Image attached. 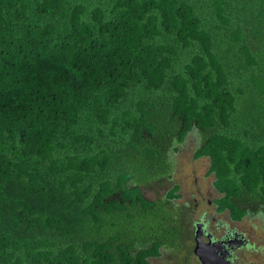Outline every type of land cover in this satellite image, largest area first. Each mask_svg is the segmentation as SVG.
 <instances>
[{
    "label": "trees",
    "instance_id": "trees-1",
    "mask_svg": "<svg viewBox=\"0 0 264 264\" xmlns=\"http://www.w3.org/2000/svg\"><path fill=\"white\" fill-rule=\"evenodd\" d=\"M191 132L217 212H264V0H0V264H150L193 237L179 184L144 192Z\"/></svg>",
    "mask_w": 264,
    "mask_h": 264
},
{
    "label": "rangeland",
    "instance_id": "rangeland-1",
    "mask_svg": "<svg viewBox=\"0 0 264 264\" xmlns=\"http://www.w3.org/2000/svg\"><path fill=\"white\" fill-rule=\"evenodd\" d=\"M200 139L198 133L188 134L185 142L180 144L179 151L175 153V165L171 177L146 186L145 196L152 200L163 198L167 190L179 184V193L182 196L172 200L179 213L182 215L185 213V218L190 217V219H197L199 216L209 218L212 221L211 226L214 225L215 217L221 218V221L227 220L231 228L243 232L248 239L249 245L239 250L240 264H264V212L259 210L256 213H248L239 222L231 220L229 210L217 212L216 207L221 204V198H219L221 195L214 186V175L207 173L210 158L203 156L196 159L194 156L196 149L200 146ZM214 227L217 230V225ZM159 237L166 238L167 247L162 248L164 252L162 257L150 258V264H201L195 251L191 249L194 245L196 246L193 237L189 236L186 239L170 232L166 235L162 232Z\"/></svg>",
    "mask_w": 264,
    "mask_h": 264
},
{
    "label": "water",
    "instance_id": "water-1",
    "mask_svg": "<svg viewBox=\"0 0 264 264\" xmlns=\"http://www.w3.org/2000/svg\"><path fill=\"white\" fill-rule=\"evenodd\" d=\"M206 223H195V254L202 264H237L241 256L239 250L247 247L244 233L231 229L226 234L217 230H205ZM231 235V237H230ZM239 248V250H237Z\"/></svg>",
    "mask_w": 264,
    "mask_h": 264
},
{
    "label": "clouds",
    "instance_id": "clouds-1",
    "mask_svg": "<svg viewBox=\"0 0 264 264\" xmlns=\"http://www.w3.org/2000/svg\"><path fill=\"white\" fill-rule=\"evenodd\" d=\"M212 174V173H211ZM169 190H167V192H168ZM167 192H166V195H167ZM181 194V193H180ZM165 195V196H166ZM221 196L219 197V198H221L224 194L222 193V194H220ZM182 196V195H181ZM175 199H178V198H175ZM173 200V199H172ZM216 200H218V199H216ZM215 200V201H216ZM215 201H214V204H215ZM217 208L218 207H216V210H217ZM218 213H220V212H218ZM222 213V212H221ZM215 214V213H214ZM205 215H207V213H205ZM208 216V215H207ZM230 217H231V215H230ZM215 218H217V217H215ZM209 219V218H208ZM210 220V219H209ZM231 220L233 221V222H239L238 220H233V218L231 217ZM192 221V220H191ZM197 221H204L205 223H206V217H204V216H200L199 218H197L196 219V222ZM196 222H194V230H192V234H193V238L192 239H194L195 240V223ZM218 225H217V228H220L221 229V232H223V234H226L229 230H231V229H235V228H231V227H229V229L226 227V225L225 224H222L221 223V218L218 220ZM205 230H206V227H205ZM208 231H210V230H215V227H213L212 229H207ZM228 230V231H227ZM235 230H237V229H235ZM239 231V230H238ZM230 237H231V235H230ZM196 242V241H195ZM194 248H195V246H193ZM193 247L191 248V249H193ZM163 248H165V247H163ZM161 255H163V253L161 254ZM160 256V255H159ZM159 256H157V257H159ZM157 257H151V258H157ZM237 261V260H236ZM200 262V261H199ZM237 262H239L238 264H240V261H237ZM201 263V262H200ZM236 263V262H235ZM202 264V263H201Z\"/></svg>",
    "mask_w": 264,
    "mask_h": 264
},
{
    "label": "flooded vegetation",
    "instance_id": "flooded-vegetation-1",
    "mask_svg": "<svg viewBox=\"0 0 264 264\" xmlns=\"http://www.w3.org/2000/svg\"><path fill=\"white\" fill-rule=\"evenodd\" d=\"M198 190H200V189H198ZM200 192H202V190L200 191ZM192 211H194V210H192ZM191 211V212H192ZM200 217V216H199ZM198 217V218H199ZM215 219V218H214ZM212 223V221L211 220H209L208 218L206 219V229H212L215 225H210ZM221 223H223V224H225L226 225V227L229 229V225H228V222H227V220L226 221H224V220H222L221 221ZM231 225V224H230ZM228 231V230H227ZM241 232V231H240ZM241 233H243V232H241ZM245 237H246V235H245ZM246 239V241H247V244H248V239L247 238H245ZM195 246V245H194ZM163 248V247H162ZM162 248H161V251H162ZM194 248V247H193ZM192 250H194V249H192ZM237 250H239V248L237 249ZM162 253H164L163 251H162ZM159 257H162V255H160ZM234 262H236L237 264L239 263V262H237L236 260H234Z\"/></svg>",
    "mask_w": 264,
    "mask_h": 264
},
{
    "label": "crops",
    "instance_id": "crops-1",
    "mask_svg": "<svg viewBox=\"0 0 264 264\" xmlns=\"http://www.w3.org/2000/svg\"><path fill=\"white\" fill-rule=\"evenodd\" d=\"M204 157H207V156H204ZM209 158V157H208ZM210 161H211V159H210ZM209 161V162H210ZM209 169H210V165H209ZM209 169H208V171H209ZM208 171H207V173H208ZM213 175H214V177H215V174L214 173H212ZM215 186V185H214ZM216 188V187H215ZM217 189V188H216ZM217 192L219 193V194H222L221 192H219V190L217 189ZM173 203V202H172ZM175 205V204H174ZM175 207H176V205H175ZM220 218H216V219H214V225H218V220H219Z\"/></svg>",
    "mask_w": 264,
    "mask_h": 264
}]
</instances>
